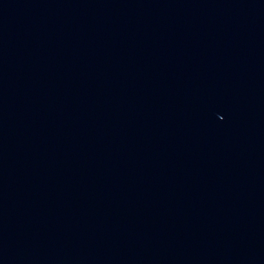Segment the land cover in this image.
<instances>
[{
    "label": "water",
    "instance_id": "obj_1",
    "mask_svg": "<svg viewBox=\"0 0 264 264\" xmlns=\"http://www.w3.org/2000/svg\"><path fill=\"white\" fill-rule=\"evenodd\" d=\"M0 264H264V0H0Z\"/></svg>",
    "mask_w": 264,
    "mask_h": 264
}]
</instances>
